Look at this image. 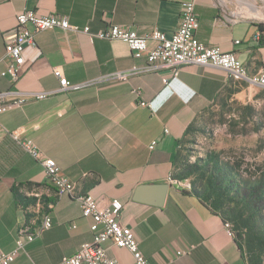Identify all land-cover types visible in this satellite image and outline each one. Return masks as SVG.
<instances>
[{"label": "crops", "instance_id": "crops-1", "mask_svg": "<svg viewBox=\"0 0 264 264\" xmlns=\"http://www.w3.org/2000/svg\"><path fill=\"white\" fill-rule=\"evenodd\" d=\"M185 1L0 0V65L7 63L4 46L13 36L16 14L24 9L64 16L91 33L113 24L139 35L154 29L169 35ZM196 14L198 40L233 52L250 74H264V32H258L261 41L257 32L244 41L251 17L226 18L214 0H197ZM34 39L24 51L20 76L0 78V92H12L6 102L24 100L0 115V253L14 249L19 230L36 238L11 264H57L92 240V220L81 215L75 197L57 194L42 166L12 137L16 132L56 162L76 194L92 195L98 209L121 201L120 223L132 230L150 264H245L222 216L173 178L187 128L237 82L221 69L193 65L168 84L163 83L169 78L165 70L118 80L116 74L146 66V59L135 58L122 41H91L60 30L37 33ZM54 68L83 86L60 91ZM155 184L170 186L162 207L133 200L138 186ZM47 214L52 227L41 233ZM102 246L116 264H135L128 250L109 241ZM184 250L189 253L177 256Z\"/></svg>", "mask_w": 264, "mask_h": 264}, {"label": "built area", "instance_id": "built-area-1", "mask_svg": "<svg viewBox=\"0 0 264 264\" xmlns=\"http://www.w3.org/2000/svg\"><path fill=\"white\" fill-rule=\"evenodd\" d=\"M197 0H188L180 4V14L176 30L172 34L154 29L148 34L139 35L134 29L118 25H109L96 33H91L88 26L79 27L70 24L64 16L56 14L42 15L36 10L24 9L15 16L13 36L5 43V66L0 65V78L10 76L16 80L25 62L24 51L34 46L35 35L40 32L60 30L63 32L82 33L94 39L119 40L127 44L135 58H145L146 66L143 69L133 68L128 73H118L115 78L126 80L131 74L142 71L169 72V78L164 77L163 83L168 84L170 78L178 76L180 70L188 65L218 68L225 71L236 82L249 83L264 89V74H250L236 59L233 52H222L217 47L206 46L195 36L199 27L196 14ZM259 33L255 35L257 37ZM235 43H239L236 41ZM53 75L58 78L60 91L78 90L83 85H74L62 75L59 68L53 69ZM12 92H0V115L10 107L20 106L21 98L8 103L6 97ZM136 95L139 92H134ZM140 106L149 107L146 102ZM12 137L23 150L42 166L46 177L55 188L58 195L75 197L81 215L90 218L92 224V240L81 245L80 249L71 256L63 257L57 264H116L114 259L107 257L103 244L111 242L115 247L128 250L135 264H150L142 255L139 244L129 227L120 223L123 204L117 199L111 200L104 210L97 207L95 198L86 194H76L73 182L60 174L56 162L46 157L30 140H21L19 134L13 132ZM52 227V219L47 214V222L41 228V233ZM224 229L229 237L234 238L230 225L224 221ZM40 233V234H41ZM39 234V235H40ZM36 237H30V231L19 230L15 240V247L8 253H0V264H11L23 251L24 246ZM189 250L177 252V256L186 255Z\"/></svg>", "mask_w": 264, "mask_h": 264}, {"label": "rangeland", "instance_id": "rangeland-1", "mask_svg": "<svg viewBox=\"0 0 264 264\" xmlns=\"http://www.w3.org/2000/svg\"><path fill=\"white\" fill-rule=\"evenodd\" d=\"M214 2L226 18L264 26V0ZM173 178L230 225L245 264H264V89L237 82L198 115L180 140Z\"/></svg>", "mask_w": 264, "mask_h": 264}, {"label": "water", "instance_id": "water-1", "mask_svg": "<svg viewBox=\"0 0 264 264\" xmlns=\"http://www.w3.org/2000/svg\"><path fill=\"white\" fill-rule=\"evenodd\" d=\"M259 30V25L252 23L246 33L244 41L247 42L253 38L256 32ZM168 184H155V185H141L136 188L133 196V200L149 204L156 207H162L167 198Z\"/></svg>", "mask_w": 264, "mask_h": 264}, {"label": "trees", "instance_id": "trees-1", "mask_svg": "<svg viewBox=\"0 0 264 264\" xmlns=\"http://www.w3.org/2000/svg\"><path fill=\"white\" fill-rule=\"evenodd\" d=\"M258 32L259 33H263L264 32V26H262V25H259V30H258ZM260 35H258L256 38L259 40V41H261V38L259 37ZM233 79V78H232ZM194 195H196V197H198L199 199H201L204 203H206L209 207H210V209L212 210V211H215V212H217L216 210H215V208H213L211 205H209V203L207 202V201H205L204 199H202L200 196H199V194L198 193H196L195 191H193L192 192ZM218 213V212H217ZM223 218V217H222ZM223 220H224V218H223ZM225 221V220H224ZM234 239H235V241H236V243H237V245H238V248L240 249V251H241V254H242V247L240 246V244H239V242H238V240H237V238L234 236ZM242 258H243V254H242Z\"/></svg>", "mask_w": 264, "mask_h": 264}, {"label": "bare ground", "instance_id": "bare-ground-1", "mask_svg": "<svg viewBox=\"0 0 264 264\" xmlns=\"http://www.w3.org/2000/svg\"><path fill=\"white\" fill-rule=\"evenodd\" d=\"M253 6V5H252ZM234 79V78H233ZM51 183V182H50ZM73 189H74V185H73ZM43 220V219H42ZM46 222H47V215L44 217V220H43V223H41L42 224V226H41V228L43 227V225H45L46 224ZM41 230V229H40ZM30 237H35V234H32V232L30 233Z\"/></svg>", "mask_w": 264, "mask_h": 264}]
</instances>
